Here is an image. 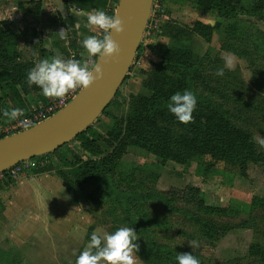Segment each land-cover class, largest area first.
I'll use <instances>...</instances> for the list:
<instances>
[{"label": "rangeland", "instance_id": "374dc122", "mask_svg": "<svg viewBox=\"0 0 264 264\" xmlns=\"http://www.w3.org/2000/svg\"><path fill=\"white\" fill-rule=\"evenodd\" d=\"M20 1H40V15L24 16L17 7ZM52 2L0 0V21L18 33L25 61L40 56L24 43L34 33L36 46L37 39L46 40ZM174 23L194 31L199 25L178 46L197 62L199 92L221 106L208 110V104H196L187 124L168 110L152 108L153 98L166 99L179 84L176 74L161 67L162 55L175 47L165 30ZM233 24L239 31L250 26L264 31L257 18H223L205 12L197 0H157L140 56L107 113L85 134L103 152L115 155L111 176L122 183V196L138 192L125 196V201L132 199L127 201L129 217L115 199H88L79 189L74 195L68 191L71 199L63 205L49 195H34L22 203L5 197L0 201V248L10 256L3 255L0 264H75L93 231L125 226L134 228L138 237L135 264H177L178 253H191L199 264H264V210L255 201H264V148L259 143L264 140V87L253 78L249 60L224 47L227 27ZM225 58L232 60V68L217 76ZM201 118L207 125L212 121L208 135H193L189 126ZM196 136L202 142H195ZM77 156L89 158L72 141L33 159L34 168L53 166L73 183ZM94 189L88 186L86 197ZM141 195L149 197L139 201Z\"/></svg>", "mask_w": 264, "mask_h": 264}, {"label": "trees", "instance_id": "16d2710c", "mask_svg": "<svg viewBox=\"0 0 264 264\" xmlns=\"http://www.w3.org/2000/svg\"><path fill=\"white\" fill-rule=\"evenodd\" d=\"M65 3L72 2L81 4L82 6L89 7L90 9H104L106 7L108 0H64ZM118 1V0H115ZM200 4L201 8L205 12H217L221 17L227 19H238L242 17H253L257 18L259 21L264 23V0H249L248 4L245 5L244 0H197ZM18 9L22 12L24 16L36 15L39 16L41 13L42 4L40 1H30L27 4H24L22 1L17 4ZM114 15V12H112ZM199 25L195 26L196 28ZM249 31H239V27L236 24L230 25L227 27L225 43L224 47L227 51L242 53L241 56L245 57L251 63L253 69V78L256 82H260V84L264 87V31L257 30L253 27H248ZM166 33L173 40V44L175 47L169 48L162 55V63L161 67L165 72H169L172 74H176L178 86H174V90L170 89L168 92L175 93L177 91H183L185 89L190 90L194 93L197 98V104L201 107L206 106L208 110L211 109H220L221 106L210 97V95H205L199 92L200 88H198L197 79L199 78L198 72L199 69L196 70L197 62L192 60V56H190V51L182 49V47L178 46V42H182L189 37H192L194 30H189L183 26H180L176 23L169 24L166 28ZM26 35V34H25ZM37 34L34 33L33 38L31 39L26 35L25 45L33 46L34 51H39L41 55H44L47 52L44 49L38 48V45H35V41ZM19 35L18 33L11 27H6L5 22L0 21V117L5 116L4 112H7L6 103L11 99V101H16L21 99L20 92L25 94H34L40 89L36 85L28 86L26 82V73L31 67L34 66V61L29 60L25 61L23 58V52L19 48ZM141 47L136 55V59L141 54ZM240 55V54H239ZM199 60V59H198ZM201 63V61L199 60ZM259 65L263 64L261 67H257L256 63ZM180 79V81H179ZM179 87V88H178ZM119 92L117 93V95ZM205 95V96H204ZM171 96V95H170ZM170 96H167L166 99L163 96L155 97L153 100L155 103L152 108L156 111L159 109L168 110L165 105L168 102ZM163 101L166 102H162ZM115 100V99H114ZM114 100L111 102L110 106L114 103ZM166 100V101H165ZM50 100L45 99L42 103L46 104ZM109 106V107H110ZM108 107V108H109ZM107 108V110H108ZM107 110L104 114L107 113ZM28 110H24L27 112ZM6 117V116H5ZM9 117V116H7ZM207 119V118H206ZM99 120V119H98ZM97 120V121H98ZM205 118L200 119L199 122H195L194 124L189 126V129L193 133V135L199 132H202L203 135H208L206 132L209 131V124H204ZM199 125L200 127H197ZM91 128V127H90ZM89 128V129H90ZM87 131L79 135L75 140L78 141L80 148L85 151L88 155L87 160H83L81 157H76V167L74 169V177L75 182L70 183L63 179L61 175L58 174L60 178L63 179L64 186L70 191L72 194L76 192L77 189L83 192L85 198L94 199L95 196L105 197L107 195L110 198L115 199L118 204L123 208L125 215L129 217V213L127 210L129 209L128 202L132 201L129 198L125 201V196H131L132 194L138 195V192L135 190L130 194H125L124 191L119 190L118 187L122 186V183L114 180V177L111 176V167L110 164H114L113 162V154H106L102 151V149L97 145L96 140L89 138L86 136ZM203 139H208L203 137ZM195 142H202L200 136H196L194 139ZM195 149H197L194 146ZM60 150V149H59ZM59 150L53 152L56 153ZM56 168L53 166H46L43 168H36L35 172L43 173L46 171H55ZM9 184V183H8ZM7 184V185H8ZM88 186L95 187L94 191L89 197L87 193L84 191L87 190ZM136 189V188H134ZM74 195V194H73ZM93 198H90L92 197ZM149 196L141 195L138 197V200L143 201L146 200ZM152 196H150L151 198ZM255 201L259 204V206L264 210V201L256 198ZM125 205V206H124ZM10 256L9 253L3 252L0 248V260H3L2 256ZM14 260V259H12Z\"/></svg>", "mask_w": 264, "mask_h": 264}, {"label": "clouds", "instance_id": "9594fccd", "mask_svg": "<svg viewBox=\"0 0 264 264\" xmlns=\"http://www.w3.org/2000/svg\"><path fill=\"white\" fill-rule=\"evenodd\" d=\"M87 24L102 31V35H89L82 41V46L88 56L96 57L97 61L89 66L88 62H81L75 58L67 60L60 56L51 59H41L27 70L26 82L29 87L36 85L45 98L63 97L75 88L86 89L95 80L102 78L103 72L99 65L100 59L112 56L119 52L118 44L113 40V30L123 32V22L118 15H108L103 10L94 9L87 16ZM66 30L61 29L57 34L61 39L65 37ZM225 68H232V60L225 58L224 67L216 70L217 76H223ZM197 98L190 90L173 93L167 103L168 111L181 123L192 121V113L196 108ZM5 116L16 118L23 115V109L13 108ZM24 126L29 125L25 120ZM264 148V140L260 141ZM136 231L132 227H118L112 232L103 231L98 234L93 231L87 244L76 256L75 264H135L133 250L138 251L139 246ZM195 248V242H190ZM177 264H199L198 259L191 253H178Z\"/></svg>", "mask_w": 264, "mask_h": 264}, {"label": "water", "instance_id": "95a60500", "mask_svg": "<svg viewBox=\"0 0 264 264\" xmlns=\"http://www.w3.org/2000/svg\"><path fill=\"white\" fill-rule=\"evenodd\" d=\"M154 0H119L115 14L123 32L113 30L119 52L100 59L102 78L95 80L61 111L12 136L0 138V173L53 153L87 131L104 114L127 79L143 42ZM97 61V60H96Z\"/></svg>", "mask_w": 264, "mask_h": 264}, {"label": "crops", "instance_id": "0c3cea01", "mask_svg": "<svg viewBox=\"0 0 264 264\" xmlns=\"http://www.w3.org/2000/svg\"><path fill=\"white\" fill-rule=\"evenodd\" d=\"M49 35L45 34V41L37 39L38 47L46 50L49 53L41 55L34 60V63L41 59H51L53 56H60L67 60L75 58L81 62H88L90 64L92 58L89 57L86 50L82 46V41L89 35H102V31L87 24L88 14L94 10L81 4L68 2L64 0H53L49 4ZM103 10L108 15L115 13L114 5L107 1L106 7ZM61 29L66 30L63 39L57 34ZM21 99L6 103L7 112L10 113L13 108H20L29 110L38 103L45 101V97L41 91L34 94H25L20 92ZM52 100V98L50 99ZM13 118L0 117V124L8 122ZM36 160H30L33 167L25 171L20 177L21 180H16L6 186H0V201L3 198H11L14 202H28L30 197H38L49 195V199L54 203L60 205L66 204L71 197L67 188L64 186L61 178L55 171H46L43 173L35 172ZM6 210V209H5ZM6 211L3 212V215ZM5 217V215H4Z\"/></svg>", "mask_w": 264, "mask_h": 264}, {"label": "built area", "instance_id": "2783aa9c", "mask_svg": "<svg viewBox=\"0 0 264 264\" xmlns=\"http://www.w3.org/2000/svg\"><path fill=\"white\" fill-rule=\"evenodd\" d=\"M118 1L109 0L110 4H112V6L114 5L115 10L118 6ZM156 4H157V0H154L152 13L155 10ZM159 9L160 8H158V10ZM158 12L160 14V12H163V11L159 10ZM150 20H151V17H150ZM148 26H149V23H148ZM148 26L146 28V32H147ZM96 60H97L96 57L92 58L89 66L91 67V65L94 64ZM80 91H81V88L78 87V88L70 90L63 97L53 98L46 104L40 102L36 106L31 107L27 112H23V115H18L16 118L11 119L8 122H5L3 124H0V138L12 136L14 134L27 130L49 119L50 117H52L53 115L61 111L64 107H66L78 95ZM25 120L27 121L29 125L27 128L24 126V123H23ZM29 162L30 160L21 162L11 167L7 171L0 173V186H6L8 183L11 184L14 181L18 180L25 173V171L33 167L34 164L33 163L31 164Z\"/></svg>", "mask_w": 264, "mask_h": 264}]
</instances>
